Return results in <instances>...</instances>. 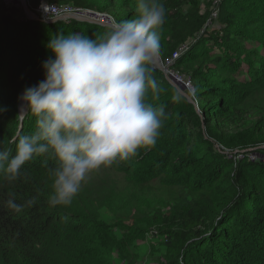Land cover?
<instances>
[{"label": "trees", "instance_id": "16d2710c", "mask_svg": "<svg viewBox=\"0 0 264 264\" xmlns=\"http://www.w3.org/2000/svg\"><path fill=\"white\" fill-rule=\"evenodd\" d=\"M41 1L27 0L34 11ZM45 1L91 9L84 0ZM104 8L98 11L106 12ZM128 15L115 19L126 21ZM219 16L227 26L210 37L217 48L204 38L196 42L201 31L192 32L189 41L179 38L172 49L160 38L161 56L190 45L175 63L189 68L185 75L195 93L187 92L200 112L156 68L155 77L165 91L155 101L149 94V101L166 113L157 143L111 167L131 180L164 178L169 185L213 197L197 215L185 216V224L173 233V243L179 245L175 253L182 258L177 264H264V148L253 150L259 161L250 160L249 151L241 159V153H235L264 146V132L259 138L219 132V127L231 129L250 115L258 117L264 130V0H224ZM108 29L77 20H31L22 8L0 0V147L15 154V141L35 131L34 117L20 118L19 103L26 88L45 79L43 64L54 58L47 47L51 38L62 32L95 39ZM176 93L184 97L179 103L173 100ZM49 167H55V161L45 167L43 158H36L25 165L24 179L14 184L0 180V264H98L106 249H120L113 228L104 229L76 209V199L67 207L49 205ZM10 193L16 203L33 198L36 203L14 213L6 206ZM75 249L91 256L71 260L68 254Z\"/></svg>", "mask_w": 264, "mask_h": 264}, {"label": "clouds", "instance_id": "9594fccd", "mask_svg": "<svg viewBox=\"0 0 264 264\" xmlns=\"http://www.w3.org/2000/svg\"><path fill=\"white\" fill-rule=\"evenodd\" d=\"M165 19L161 0H136L132 19L95 39L62 32L51 38L47 47L54 58L43 64L45 79L21 97L27 109L21 113L35 118V131L15 141V154L0 147V180L24 179L25 165L36 158L45 167L55 161L48 168V203L67 207L102 168L153 148L166 119L164 108L149 101V94L155 101L165 91L154 74ZM183 99L173 96L177 103ZM9 197L6 206L17 214L36 203L34 198L16 203L14 193Z\"/></svg>", "mask_w": 264, "mask_h": 264}, {"label": "rangeland", "instance_id": "374dc122", "mask_svg": "<svg viewBox=\"0 0 264 264\" xmlns=\"http://www.w3.org/2000/svg\"><path fill=\"white\" fill-rule=\"evenodd\" d=\"M23 1H25L24 5L19 0H5L7 5L22 8L27 17L26 6L41 20L27 0ZM84 1L89 3L88 6H91V10H102L105 6L103 11L112 14L117 19L126 16V14H129L128 17L132 19L136 15V0ZM223 1L161 0L166 9V19L160 38H165L168 43L167 47L172 49L179 38L182 37L189 41L192 38V32L197 34L198 31H201L203 33L197 35L196 42L204 38L203 41L209 40L210 47L217 48L210 41V37H213L215 33L221 34L227 26V23L222 22L219 16ZM27 18L31 19L30 17ZM173 52L175 53V51ZM172 53L168 56H160L166 71L163 74H166L165 77L173 75V80L181 81L184 87L183 83L189 78L185 72L189 68H177L176 63L171 66L166 64V61L173 57L174 53ZM178 73L181 77L177 76ZM176 85L178 88L182 87ZM181 91L191 95L187 92L189 91L188 88L181 89ZM23 93L24 91L21 95ZM193 102L196 109H199L195 99ZM219 132H229L235 135L244 132L251 138H259L264 130H262V125L258 123V117L250 115L239 121L238 125H233L231 129L224 130L223 126L219 127ZM215 146L219 147L218 145ZM258 148H264V146L249 147L241 151L237 149L235 153H241V155H237L241 159L244 157L243 152L249 151L250 160L259 161L262 158L254 154L253 151ZM75 199L76 203L72 205L76 209L87 213L93 222L100 223L104 229L113 228L117 240L120 239V249H106L105 257L101 258L98 264L180 263L181 255L175 253L179 245L173 243V237H175L173 233L185 224V216L197 215L199 209L207 208L213 201V197L206 192L192 193L182 186L167 184L164 178H156L146 182L143 178L131 180L126 174L117 172L112 167L102 168L92 175ZM122 250L125 252V256L120 255ZM87 255L88 252L84 249L80 251L75 249L73 253L68 254V257L71 256V260L78 258L86 260ZM61 256L65 255L62 254Z\"/></svg>", "mask_w": 264, "mask_h": 264}, {"label": "built area", "instance_id": "2783aa9c", "mask_svg": "<svg viewBox=\"0 0 264 264\" xmlns=\"http://www.w3.org/2000/svg\"><path fill=\"white\" fill-rule=\"evenodd\" d=\"M21 1V0H20ZM37 15L45 23H54L57 21H68L70 19H75L81 22H88L91 24H96L102 27L112 28L117 23L115 17L108 12H100L96 10H91L89 8L78 7L75 5H58L55 3H48L42 0L36 9ZM190 49V45H181L174 53L173 57L166 61L169 66L173 65L181 56L187 53ZM166 66V65H165ZM178 77L181 75L177 74ZM189 92L194 96L195 89L192 85L190 78H187L185 83Z\"/></svg>", "mask_w": 264, "mask_h": 264}, {"label": "water", "instance_id": "95a60500", "mask_svg": "<svg viewBox=\"0 0 264 264\" xmlns=\"http://www.w3.org/2000/svg\"><path fill=\"white\" fill-rule=\"evenodd\" d=\"M19 2L20 3H22V5H24L25 4V1H23V0H19ZM25 13H26V15H27V17H30L31 19H33V20H40V19H38L37 18V16L33 13V12H31L26 6H25ZM40 21H43L42 19L40 20ZM156 68H158V69H160L161 71H163V73H166V71H165V67L163 66V64H162V61H161V57L159 58V60H158V63H157V65H156ZM166 75V74H165ZM173 75H168V76H166V79L168 80V82L171 84V85H173L175 88H177L185 97H187L188 98V100H189V102H191V103H194L193 102V100H192V98L189 96V95H187L186 93H183L182 91H181V89L183 90V89H186L187 88V86H186V84H184L183 83V85H184V87L182 86L181 88H178L177 87V85H176V83H175V80H173ZM20 105H21V103H20ZM20 109H21V106H20ZM25 110H27L26 108H25ZM197 111H198V113L200 112L199 111V109H197ZM20 113H21V110H20ZM21 115H23V116H25L26 114H22L21 113Z\"/></svg>", "mask_w": 264, "mask_h": 264}, {"label": "bare ground", "instance_id": "6f19581e", "mask_svg": "<svg viewBox=\"0 0 264 264\" xmlns=\"http://www.w3.org/2000/svg\"><path fill=\"white\" fill-rule=\"evenodd\" d=\"M28 19H29V18H28ZM175 83L178 84L180 87L182 86V82L179 81V80H175ZM21 97H22V96H21ZM21 101H22V99H21ZM20 106H21V109H22L23 106L26 108V106L24 105V101L22 102V105H20Z\"/></svg>", "mask_w": 264, "mask_h": 264}]
</instances>
